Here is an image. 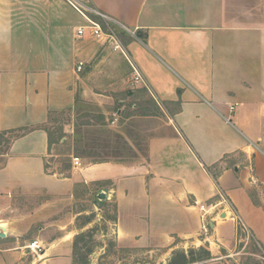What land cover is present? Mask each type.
<instances>
[{
	"label": "crops",
	"instance_id": "obj_1",
	"mask_svg": "<svg viewBox=\"0 0 264 264\" xmlns=\"http://www.w3.org/2000/svg\"><path fill=\"white\" fill-rule=\"evenodd\" d=\"M82 2L110 19L89 14L105 39L79 38L87 21L65 0H0V139L14 135L0 154V264H74L80 201L113 207L126 246L227 248L232 213L264 244V0ZM79 87L121 104L115 121H162L142 162L48 171V124ZM141 94L147 113L126 112Z\"/></svg>",
	"mask_w": 264,
	"mask_h": 264
},
{
	"label": "rangeland",
	"instance_id": "obj_2",
	"mask_svg": "<svg viewBox=\"0 0 264 264\" xmlns=\"http://www.w3.org/2000/svg\"><path fill=\"white\" fill-rule=\"evenodd\" d=\"M77 89L75 107L53 114L48 124L51 134L48 171L70 176L76 169L73 158H79L82 165L104 161L142 162L147 155L148 139L162 121L138 117L115 121V111L122 108L121 104L94 101L87 87ZM144 99L146 96L141 94L125 103L126 112L147 113L149 109H145ZM133 104H138L137 111H129ZM13 137L8 135L0 139V154L7 151V143ZM3 158L1 156L0 165ZM257 194L252 191V197L258 199ZM73 211L88 213L78 217L74 225L79 228L75 237L74 264H264V244L256 239L246 224L248 221L237 214L229 215L228 219L236 231L233 246L225 248L206 240L193 244L177 239L167 247H141L126 246L118 238L114 231L113 207L101 210L92 202L80 201ZM206 238L204 233L200 236V239Z\"/></svg>",
	"mask_w": 264,
	"mask_h": 264
},
{
	"label": "built area",
	"instance_id": "obj_3",
	"mask_svg": "<svg viewBox=\"0 0 264 264\" xmlns=\"http://www.w3.org/2000/svg\"><path fill=\"white\" fill-rule=\"evenodd\" d=\"M65 1H67L87 21V25L82 26V27L78 28V30H77V36L79 38H82L85 36H90L96 40H103L107 37V35L105 34L101 24L98 21L91 18L89 16V14H94V15L101 17L105 20H110L107 16H105L99 12L91 10L82 2V0H65ZM116 48L118 49V48H120V46L117 45ZM84 68H85V64L83 62H80L78 64L77 71L82 72ZM135 73H136V75H135L134 80L136 82H139L141 80V75L139 74V72L137 70H135ZM234 108L235 107L232 106L231 110H234ZM73 163H74V166L76 168H80L82 166L79 158H73ZM201 210L203 212H207V209L205 208V206H201ZM230 217H233V216H230ZM203 222H204L203 232L207 236L210 231H209V228L207 226V223L204 220H203ZM28 248L32 253H35L37 255L43 251V247H42L41 243L37 240H35L31 244H29Z\"/></svg>",
	"mask_w": 264,
	"mask_h": 264
},
{
	"label": "water",
	"instance_id": "obj_4",
	"mask_svg": "<svg viewBox=\"0 0 264 264\" xmlns=\"http://www.w3.org/2000/svg\"><path fill=\"white\" fill-rule=\"evenodd\" d=\"M106 198V195L105 194H100V199L103 200ZM98 206H100V204H98ZM6 235L4 233H1L0 232V238H5Z\"/></svg>",
	"mask_w": 264,
	"mask_h": 264
}]
</instances>
